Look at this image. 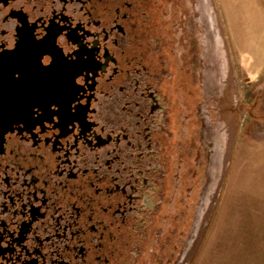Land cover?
Returning a JSON list of instances; mask_svg holds the SVG:
<instances>
[{"label":"flooded vegetation","instance_id":"1","mask_svg":"<svg viewBox=\"0 0 264 264\" xmlns=\"http://www.w3.org/2000/svg\"><path fill=\"white\" fill-rule=\"evenodd\" d=\"M171 9L0 0V264L143 259L180 135L186 57L167 48L186 39L182 24L167 34Z\"/></svg>","mask_w":264,"mask_h":264},{"label":"rangeland","instance_id":"2","mask_svg":"<svg viewBox=\"0 0 264 264\" xmlns=\"http://www.w3.org/2000/svg\"><path fill=\"white\" fill-rule=\"evenodd\" d=\"M159 2L185 89L173 194L136 264H264V0Z\"/></svg>","mask_w":264,"mask_h":264}]
</instances>
